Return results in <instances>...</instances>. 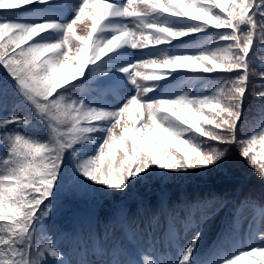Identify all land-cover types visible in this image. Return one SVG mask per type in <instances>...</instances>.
Instances as JSON below:
<instances>
[{
    "label": "snow or ice",
    "instance_id": "1",
    "mask_svg": "<svg viewBox=\"0 0 264 264\" xmlns=\"http://www.w3.org/2000/svg\"><path fill=\"white\" fill-rule=\"evenodd\" d=\"M85 15L90 27L78 34ZM258 48L264 0H0V264H237L244 256L264 264V222L260 245L227 229L197 254L202 224L228 206L215 192L175 205L163 238L122 205L102 229L98 217L86 230L49 223L61 203L95 207L97 193L127 194L150 176L226 171L232 152L264 182L253 150L258 138L264 145V122L244 132L249 96L264 109ZM185 76L199 88L156 92ZM85 142L94 147L82 153ZM245 205L257 202L234 199L229 216ZM195 212L200 223L185 242L176 225L187 227ZM161 240L174 250L163 262L146 248Z\"/></svg>",
    "mask_w": 264,
    "mask_h": 264
},
{
    "label": "trees",
    "instance_id": "2",
    "mask_svg": "<svg viewBox=\"0 0 264 264\" xmlns=\"http://www.w3.org/2000/svg\"><path fill=\"white\" fill-rule=\"evenodd\" d=\"M257 52H264V49L258 48ZM64 72L69 74L72 72L71 64L65 65ZM113 74H109V79L112 78ZM205 77L200 79L203 80ZM194 79L195 77L189 76L177 80L170 78L163 89L186 87L187 84L196 83ZM77 83L80 84L83 94L88 99L97 96L103 102L99 96V90L93 92L90 85L81 82ZM196 87L199 88L198 83H196ZM163 89H159V92ZM17 110L20 112L24 111L23 109ZM244 116L247 121L244 126L246 135L257 130L261 122H264V109H262L261 101L255 95H250L245 101ZM90 135L94 137L102 136L103 133H92ZM76 147L80 148L81 152L84 153L94 147V145L90 142H85L84 145H77ZM253 150L258 160L264 163V145L260 143L259 138L253 145ZM235 159L238 158H236L235 152H232L233 162L225 165L226 171L214 170L204 175L192 172L190 174H173L169 177L150 176L145 181L137 183L127 194L97 193L96 195L100 201L95 207L83 203H61L55 209L52 220L49 223L64 230L72 229L74 226L86 230L89 217L93 218L94 223L98 217L99 223L95 226L102 229L104 221L111 216L113 207L122 205L132 214L139 213L138 219L150 220L154 227L163 220H167L170 223L173 207L181 204L184 198L193 200L196 196L203 197L206 193L215 192L224 196L228 201V206L211 220L202 224L203 234L200 241L206 245L219 230L212 245V248H214L227 229L237 233L244 226L253 236L254 242L252 245H260L261 241L257 239V236L261 230L262 222H264V216H262L260 211L261 205L264 204V182L258 178L246 163L243 161L235 163ZM246 196L254 198L257 206L255 208L246 205L242 206L238 216L233 219L228 214V209L232 207V201ZM162 197L167 200V207L161 206ZM198 214L199 212L193 213L191 220L197 218ZM240 217L242 218L239 220ZM242 222H245V224L241 225ZM245 250L249 249L245 248ZM256 259L260 260V257L257 256ZM237 264H254V262L252 257L244 256L237 261Z\"/></svg>",
    "mask_w": 264,
    "mask_h": 264
},
{
    "label": "rangeland",
    "instance_id": "3",
    "mask_svg": "<svg viewBox=\"0 0 264 264\" xmlns=\"http://www.w3.org/2000/svg\"><path fill=\"white\" fill-rule=\"evenodd\" d=\"M87 21H88V16L85 15V16L82 17V19L80 21L77 22V26L76 27H77L78 34L84 35L83 33H81V31H82V28H83L84 23H86ZM114 99L115 98L112 97L111 100L114 101ZM0 157L3 158L2 155ZM155 235L157 237H160V238H163L164 237L163 235H161L159 233L158 234H155ZM181 236L184 237V241L185 242L190 238V235L188 233H184ZM238 246H240V245H238ZM146 248H147L148 253L152 254V258H158L162 262L163 261H166L168 259H171L173 257V255H174V250H173V247H172L171 243L164 242L163 240H161V242L157 243L155 245V248L154 249L152 247H148V246H146Z\"/></svg>",
    "mask_w": 264,
    "mask_h": 264
}]
</instances>
